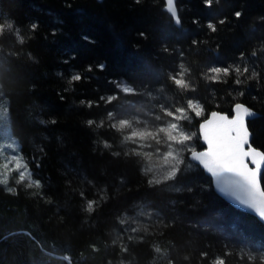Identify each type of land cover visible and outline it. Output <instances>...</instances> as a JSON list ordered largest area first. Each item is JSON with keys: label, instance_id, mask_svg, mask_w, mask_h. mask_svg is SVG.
<instances>
[{"label": "trees", "instance_id": "obj_1", "mask_svg": "<svg viewBox=\"0 0 264 264\" xmlns=\"http://www.w3.org/2000/svg\"><path fill=\"white\" fill-rule=\"evenodd\" d=\"M241 2L246 3V17L238 27L226 26L218 35L197 37L208 41L206 47L220 42L224 58L238 55L240 49L251 50L249 25L264 16V0ZM69 3L71 8L66 7ZM179 3L184 6L181 13L184 30L171 23L164 11L165 0H143L141 5H134L132 0H103L102 3L98 0H0V15L15 20L27 41L22 48L11 40L7 44L0 43V63L4 69L0 83L20 90V94L9 98V114L17 126H24V139L20 141L22 154L29 161L34 179H41L44 184V197L52 201L48 204L44 199L33 198L30 195L33 190L20 191L17 197L0 186V264H63L57 257L65 254L72 257V264H79L81 252L87 257V264H108V261L119 264L118 252L107 251L104 244H110L114 237L117 215L126 220L134 218L135 213L129 209L142 198L164 209L167 215H178L184 221L174 229L165 230V237L155 242L165 253L170 252V242H187L190 248L182 250L180 256H189L191 264H197L198 250L205 244L220 250L227 240L264 242V223L227 202L203 171H189L175 182L150 190L136 169L113 163L107 155L102 157L94 150L93 140L103 130L94 132L84 124L86 119L99 120L106 113L103 105L91 110L83 108L81 99L95 100L101 94H111L114 86L108 83L109 79L131 83L144 78L145 62L157 53L162 42H167L170 48L185 47L190 42L195 34L191 25L193 15L207 19L228 14L230 7H239L238 0H221L224 7L220 9H203L200 0H179ZM34 20L39 21V32L28 40L30 34L26 26ZM53 28L62 29L54 40L48 36ZM257 28L258 34L264 35V26L257 25ZM140 31L147 32L146 41L139 38ZM45 36L48 39H44ZM83 36H89L95 43L86 42ZM15 52L21 57L18 65L10 55ZM27 53L37 62L29 63L24 55ZM72 53H76L77 58L63 64L62 60ZM209 55L205 52L190 59L200 63ZM101 62L106 63V70L96 72L95 64ZM88 64L93 65L94 72L86 75L92 79L74 83L71 86L74 90L64 93L65 100L61 101L57 93L69 87L70 75L73 72L84 74ZM229 85H212L216 93L213 100L211 89L203 81L200 83L198 92L203 98L201 102L207 101V113L219 110L231 114V104L219 99L227 97ZM251 96H256L260 102L252 101ZM240 102L259 112L249 121V127L254 133V145L264 149V88L253 84ZM52 119L57 122L52 124ZM198 123L194 121L188 130H195ZM111 142L115 147L117 141ZM195 146L197 150L202 149L198 141ZM33 156L40 161L38 169L31 164ZM12 176L15 177V173ZM121 177L130 181L132 192H126L119 185ZM9 186H15L11 177ZM105 186L107 191L101 192ZM188 187L192 192L186 190ZM176 188L181 191H175ZM81 191L100 205L91 214L83 211L85 204L78 196ZM100 195L106 196L107 202L100 200ZM168 231L174 234L168 235ZM21 233H31L51 255L41 253L40 247L26 242ZM93 242L98 251L91 249ZM133 256L135 260L125 259V264H149L155 260L144 245L137 246Z\"/></svg>", "mask_w": 264, "mask_h": 264}, {"label": "snow or ice", "instance_id": "obj_2", "mask_svg": "<svg viewBox=\"0 0 264 264\" xmlns=\"http://www.w3.org/2000/svg\"><path fill=\"white\" fill-rule=\"evenodd\" d=\"M98 2L102 3L103 0ZM132 3L141 5L143 0H132ZM238 3L239 7L229 5L228 14H218L207 19L201 15H193L191 25L195 28V34L185 47L170 48L167 42H162L157 53L146 60L144 78L131 83L122 79H109L108 83L114 86L111 94H101L95 100L81 99L80 106L91 110L103 105L106 113L104 118H89L84 121L94 132L97 129L103 130L93 140L94 150H98L102 157L107 155L113 163L136 169L145 178L148 189L155 191L157 186L175 182L189 171L198 169L208 175L218 193L264 221V149L254 146V133L248 123L249 118H255L257 113L254 107L240 102L253 84L264 88L261 85L264 80V35H259L257 28V25L264 26V16H260L255 24L249 25L251 50L240 49L238 55L230 58H224L220 42H216L214 47H206L208 41L197 38L201 34L218 35L226 26L238 27L246 17V3L241 0ZM200 4L203 9L224 7L221 0H200ZM66 7L71 8L72 5L69 3ZM183 8L179 0H165L164 11L171 23L181 30H184L181 15ZM39 28L38 20L27 24L26 32L30 34L28 40L36 37ZM60 32L62 29L53 28L48 36L54 40ZM48 36L44 39H48ZM138 36L144 41L148 39L146 31H140ZM82 38L90 44L95 43L89 36ZM10 40L21 48L27 43L17 22L0 15V43L7 44ZM205 52L210 55L203 62L190 59ZM10 55L15 57L18 65L21 57L16 52ZM24 55L29 63L37 62L31 53ZM76 58L77 54L72 53L62 63L69 64ZM106 67V63H97L95 71L104 72ZM3 72V65L0 63V78L3 77ZM93 72L92 64L85 67L84 74L73 72L67 80L69 87H65L63 93H57L60 100H65L64 93L74 90L71 87L74 83L90 81L92 77L86 74ZM202 81L211 89L213 100L216 99V93L212 85H229L227 97L221 96L219 99L231 104V115L220 111L206 112L207 101L202 103L203 98L198 92ZM18 94V87L0 83V186H3L5 192L17 197L20 191L33 190L30 193L33 198L44 199L51 204L52 201L43 195L44 184L41 179H34L29 161L22 155L20 141L24 139V126H17L9 115V98ZM251 100L260 102L256 96H251ZM197 120L198 127L188 130ZM56 122L55 119L51 120L52 124ZM113 140L117 141L115 147L111 142ZM197 141L201 143L202 150H197ZM31 164L37 169L41 166L36 156L31 158ZM13 173L15 177L12 176ZM10 177L15 186H9ZM119 185L128 193L133 191L129 186L130 181L123 177L120 178ZM186 190L192 192L193 189L188 187ZM100 191L106 192L107 187ZM136 191L139 192L140 189L137 188ZM175 191L179 192L181 189L176 188ZM78 196L84 201L83 211L88 214L100 206L96 199H88L83 191ZM100 200L107 202V197L100 195ZM129 211L134 212L135 217L126 220L117 215L114 237L110 244H104L107 251L118 252L119 264H125V259L134 261L133 250L139 245L147 246L155 257L149 264H191L189 256H180L182 250L190 248L187 242H170L168 253L162 252L155 242L157 238L165 237V230L184 223L178 215L169 216L164 209L144 198L134 202ZM57 214L59 215V209ZM61 224H57V227ZM167 234L174 233L168 231ZM20 235L26 237V242L39 246L41 253L51 255L31 233ZM52 247L55 248V245ZM91 249L98 251L95 242L91 244ZM80 257L79 264H87V257H84L83 252ZM57 258L63 264H72L70 255ZM233 261L235 264H264V242L227 240L222 243L220 250H216L211 244H205L198 250L197 264H232ZM108 264L112 262L108 261Z\"/></svg>", "mask_w": 264, "mask_h": 264}, {"label": "water", "instance_id": "obj_3", "mask_svg": "<svg viewBox=\"0 0 264 264\" xmlns=\"http://www.w3.org/2000/svg\"><path fill=\"white\" fill-rule=\"evenodd\" d=\"M249 106V105H248ZM214 111H219V110H214ZM254 111L257 113V116L259 115V112H257L255 109H254ZM220 112H223V111H220ZM232 114V113H231ZM231 114H229V115H231ZM256 116V117H257ZM252 119H254V118H249V120H248V123H249V121L250 120H252ZM251 130V129H250ZM255 146V145H254ZM257 147V146H256ZM202 150V149H201ZM199 151V150H198ZM217 192V191H216ZM218 193V192H217ZM220 196H222L227 202H229L231 205H233L234 207H236V208H238V209H241V210H243V211H245V212H248V213H250V214H252V215H254V216H256L260 221H262L259 217H258V215H256V214H254L253 212H251L250 210H248V209H246V208H243V207H241V206H239L237 203H235L234 201H232V200H230V199H228V198H226L225 196H223L222 194H220V193H218ZM263 223H264V221H262Z\"/></svg>", "mask_w": 264, "mask_h": 264}, {"label": "rangeland", "instance_id": "obj_4", "mask_svg": "<svg viewBox=\"0 0 264 264\" xmlns=\"http://www.w3.org/2000/svg\"><path fill=\"white\" fill-rule=\"evenodd\" d=\"M10 115V114H9ZM23 155V154H22ZM30 167V166H29ZM31 168V167H30Z\"/></svg>", "mask_w": 264, "mask_h": 264}]
</instances>
